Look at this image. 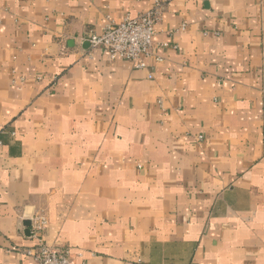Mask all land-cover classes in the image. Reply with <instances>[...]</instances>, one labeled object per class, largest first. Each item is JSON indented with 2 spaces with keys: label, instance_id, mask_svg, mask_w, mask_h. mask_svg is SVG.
<instances>
[{
  "label": "crops",
  "instance_id": "0c3cea01",
  "mask_svg": "<svg viewBox=\"0 0 264 264\" xmlns=\"http://www.w3.org/2000/svg\"><path fill=\"white\" fill-rule=\"evenodd\" d=\"M159 1L143 69L90 47ZM35 215L78 264H264V0H0V264Z\"/></svg>",
  "mask_w": 264,
  "mask_h": 264
},
{
  "label": "built area",
  "instance_id": "2783aa9c",
  "mask_svg": "<svg viewBox=\"0 0 264 264\" xmlns=\"http://www.w3.org/2000/svg\"><path fill=\"white\" fill-rule=\"evenodd\" d=\"M161 3L162 1L157 2L150 11L136 17L126 15L121 22L107 25L99 35H88L90 47L104 50L111 60H126L135 69H143V59L152 49ZM46 224V219L40 215L30 219L29 237L35 242V246L32 250L24 251V254L32 257L35 264H78L70 258L67 249L45 245L43 233Z\"/></svg>",
  "mask_w": 264,
  "mask_h": 264
},
{
  "label": "water",
  "instance_id": "95a60500",
  "mask_svg": "<svg viewBox=\"0 0 264 264\" xmlns=\"http://www.w3.org/2000/svg\"><path fill=\"white\" fill-rule=\"evenodd\" d=\"M29 226H30V223L26 222L25 223V228H26L25 233H26V235H29Z\"/></svg>",
  "mask_w": 264,
  "mask_h": 264
}]
</instances>
